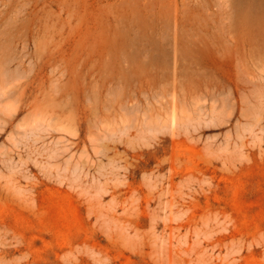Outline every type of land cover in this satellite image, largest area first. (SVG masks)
Returning a JSON list of instances; mask_svg holds the SVG:
<instances>
[{
	"label": "rangeland",
	"instance_id": "rangeland-1",
	"mask_svg": "<svg viewBox=\"0 0 264 264\" xmlns=\"http://www.w3.org/2000/svg\"><path fill=\"white\" fill-rule=\"evenodd\" d=\"M0 264H264V0H0Z\"/></svg>",
	"mask_w": 264,
	"mask_h": 264
}]
</instances>
